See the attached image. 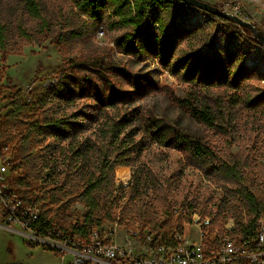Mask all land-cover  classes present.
I'll return each instance as SVG.
<instances>
[{
    "label": "rangeland",
    "instance_id": "rangeland-1",
    "mask_svg": "<svg viewBox=\"0 0 264 264\" xmlns=\"http://www.w3.org/2000/svg\"><path fill=\"white\" fill-rule=\"evenodd\" d=\"M39 1L49 21L45 32L39 22L25 14L22 0H0V29L6 37L0 45V126L5 132L13 129L24 136L30 124L50 113L65 118L80 110L83 118L78 121L87 123L84 118L92 116L98 119L91 126L97 133L98 125L107 118H127L121 138L125 144H134V151L124 155L130 164L123 167L129 179L126 183L117 181L119 167L108 173L105 186L93 193L98 207L90 213L93 225L89 230L100 229L103 234L116 230L118 243L128 245L132 241L138 251L147 234L170 239L184 222L189 224L196 209L201 217L212 221L207 239L214 238L216 232L223 233L229 223L234 224L236 238L256 218L246 195H251L262 210L254 231L264 227V47L255 43L251 33L184 4L186 28H192L195 35L189 42H182V51L175 57L186 53L189 44L199 52L212 54L227 48V53L235 52L252 74L238 89L227 85L203 88L175 76L154 57L126 54L116 39L129 29L109 28L112 20L106 18L101 22L88 19L79 14L75 0ZM243 5L246 21L264 35V0H243ZM98 26L106 31L102 43L96 39ZM68 63L78 65L70 70L86 84L92 82L94 88L85 87L88 93L76 102L77 110H65V103L55 101L46 111L42 99L45 91L39 88L56 85L62 67ZM31 88L39 108L13 122L4 119L16 92ZM95 92L102 99L119 93L130 95V100L104 108L97 103ZM206 107L215 116L211 126L195 115ZM147 120L208 147L215 155L214 162L205 163L161 146L146 128ZM40 133L32 136L27 147L33 157L30 162L20 154L24 139L5 136L6 142H18L19 151V167L12 171L6 186L25 203L35 201L48 227L58 226L65 235L75 238L79 235H73L72 229L84 223L90 210L82 193L98 177L100 158L95 154L86 166L79 161L81 165H71L72 155L65 142L47 137L45 130ZM90 135L82 136L80 142ZM223 164H238L241 180L223 175ZM0 221L5 222L1 205ZM96 221L100 225L96 226ZM187 229L190 240H200L195 228ZM129 230L138 231L140 240L130 238ZM60 262V256L39 241L35 244L21 235L0 231V264Z\"/></svg>",
    "mask_w": 264,
    "mask_h": 264
},
{
    "label": "trees",
    "instance_id": "trees-1",
    "mask_svg": "<svg viewBox=\"0 0 264 264\" xmlns=\"http://www.w3.org/2000/svg\"><path fill=\"white\" fill-rule=\"evenodd\" d=\"M22 2L25 14L30 19L39 22L41 30L45 32L49 21L45 17L44 8L40 1L22 0ZM75 3L79 14L92 21L101 22L106 18L112 20L109 28L129 29L128 32L116 39V44L126 54L136 57H154L163 66L168 67L175 76L180 75L188 83L201 85L203 88L227 85L233 89H238L243 81L252 76L239 56L231 50L227 53V48L223 51L219 48L216 54H212L199 52L193 48V45L189 44L186 53H183L179 58L175 57L176 52L182 51L179 49L182 42L187 40L189 42L191 35L193 34V37L195 35L192 28H186L188 18L185 7L178 0H75ZM215 18L222 22L231 23L218 17ZM21 34L25 39L28 37L24 28H21ZM5 42L6 37L0 29V45L2 46ZM73 68L77 69L79 66H74L72 63L64 65L60 81L56 85L49 88H39L40 91H45L42 99L46 111H50L48 108L50 109L55 101L65 103V110L70 107L77 110L74 108L76 102L88 93L85 87L89 85L94 88L92 82L86 84L83 78L74 75L73 71L70 70ZM95 95L97 103L104 108L116 107L119 103H128L130 100V95L127 94L120 96L119 93H112L106 99L99 97L98 92H95ZM23 96L22 91L16 92L10 104L11 109L4 119L13 122L39 108L40 104L35 99V90L32 103L27 104ZM207 110L208 107L205 111L198 110L195 115L201 122L211 126L214 124L215 116ZM78 111L77 114L65 115V118L62 116L54 117L55 115L50 113L41 121L37 120L30 124L28 132L23 138L20 154L25 161H32L33 157L27 147L35 133L41 135L40 132L45 130L47 137L60 143L65 142V146L72 155L70 158L71 165L78 166L81 165L79 163L83 162V165L86 166V163L90 164V160L95 158V154L98 155L100 158L99 175L87 184L82 193V197L89 206V213L86 215L83 224L72 229L73 235L86 236L89 228L93 225L90 213L98 207L94 201L93 193L105 186L108 173H113L117 167L130 166L129 160L124 158V155L134 151V144L131 146L130 143L125 144L121 138L128 124L127 118L109 117L98 125L97 133H93L91 126L98 122V119L92 116L84 118L87 123L78 121L83 118L80 110ZM145 125L152 139L161 146L188 153L194 159L205 163L214 162L215 155L212 150L202 146L191 137L177 134L169 130L168 126L153 120H147ZM88 132H91V135L86 136L83 142H80L82 136ZM98 145L101 147L98 148ZM117 152L120 154H116ZM220 167L222 174L227 178L241 180L238 164H223ZM246 198L248 205L255 211L256 218L249 222V226L241 229L242 234L253 233L262 213L251 195H246ZM95 223L96 226L100 225V221ZM34 228L39 235H44L48 226L40 218ZM65 237L72 238L67 235Z\"/></svg>",
    "mask_w": 264,
    "mask_h": 264
},
{
    "label": "built area",
    "instance_id": "built-area-1",
    "mask_svg": "<svg viewBox=\"0 0 264 264\" xmlns=\"http://www.w3.org/2000/svg\"><path fill=\"white\" fill-rule=\"evenodd\" d=\"M201 1L244 21L248 18L243 0ZM105 35V28L98 26L96 39L99 43ZM22 93L24 101L32 103L34 89H26ZM6 135L9 139L18 135L22 139L25 134H18L13 129L5 132L0 126V205L6 225L18 226L26 239L35 244L39 241L54 251L60 256L61 264H264V227L235 238L234 224L229 223L223 233L216 232L214 238L207 239L212 221L210 217H201L196 209L189 217V224L184 222L182 229L173 232L170 239H155L147 234L143 247L138 251L132 246V241L128 245L118 243L116 230L103 234L102 230L93 229L86 236L67 238L61 228L52 225L44 235H39L34 228L41 218L37 203H25L6 186L12 171L19 167L18 142H6ZM187 227L195 228L200 240H190ZM128 236L133 240L141 238L138 231L132 230L128 231Z\"/></svg>",
    "mask_w": 264,
    "mask_h": 264
},
{
    "label": "water",
    "instance_id": "water-1",
    "mask_svg": "<svg viewBox=\"0 0 264 264\" xmlns=\"http://www.w3.org/2000/svg\"><path fill=\"white\" fill-rule=\"evenodd\" d=\"M178 1L182 2L188 7L203 11L207 14L218 17L220 19L230 21L232 24L242 29L248 30L251 33L252 38L255 41V43L261 47H264V35L252 23L244 21L232 14L225 13L219 10L217 7L207 2H203L201 0H178Z\"/></svg>",
    "mask_w": 264,
    "mask_h": 264
},
{
    "label": "crops",
    "instance_id": "crops-1",
    "mask_svg": "<svg viewBox=\"0 0 264 264\" xmlns=\"http://www.w3.org/2000/svg\"><path fill=\"white\" fill-rule=\"evenodd\" d=\"M120 168H122L124 170L123 167H120ZM0 231H4L7 233H15L17 235H21V236L25 237L23 235V231L18 226H7L6 222H3V221H0ZM67 260L69 261L70 258H68ZM59 264H61V262Z\"/></svg>",
    "mask_w": 264,
    "mask_h": 264
},
{
    "label": "bare ground",
    "instance_id": "bare-ground-1",
    "mask_svg": "<svg viewBox=\"0 0 264 264\" xmlns=\"http://www.w3.org/2000/svg\"><path fill=\"white\" fill-rule=\"evenodd\" d=\"M116 177H117V181L120 183H126L127 180L129 179L127 173L122 168H118L116 170Z\"/></svg>",
    "mask_w": 264,
    "mask_h": 264
}]
</instances>
